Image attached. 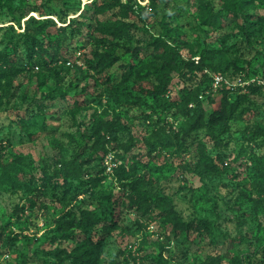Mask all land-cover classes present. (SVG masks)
<instances>
[{
	"label": "rangeland",
	"instance_id": "obj_1",
	"mask_svg": "<svg viewBox=\"0 0 264 264\" xmlns=\"http://www.w3.org/2000/svg\"><path fill=\"white\" fill-rule=\"evenodd\" d=\"M123 1L141 18H126L135 21L132 37L114 38L107 47L118 60L96 71L84 55L105 49L98 39L111 35L101 28L119 19L100 0H0V49L12 59L8 67L0 61V264H42L46 251L75 243L61 239L59 220L76 204L100 211L101 191L123 201L115 230L107 232L106 220L97 226L106 242L96 264H264V41L251 27L264 17V0ZM201 1L218 13L216 25L204 24ZM32 16L68 26L60 58L37 51L44 35ZM154 37L165 42L161 54ZM193 61L187 70L195 67L198 78L221 73L220 64L228 69L202 101L189 103L204 109L209 125L186 136L179 102L193 84L183 65ZM158 76L171 83L159 99L150 94ZM224 85L228 117L210 124ZM127 90L151 105L128 106ZM73 159L81 180L53 176ZM212 159L218 168L209 170ZM46 174L53 179L45 184ZM138 178L151 201L146 212L126 199L125 184ZM165 200L189 230L165 220Z\"/></svg>",
	"mask_w": 264,
	"mask_h": 264
},
{
	"label": "trees",
	"instance_id": "obj_2",
	"mask_svg": "<svg viewBox=\"0 0 264 264\" xmlns=\"http://www.w3.org/2000/svg\"><path fill=\"white\" fill-rule=\"evenodd\" d=\"M243 0H237V2H242ZM201 8L203 13H201V18L203 19L204 24L214 26L217 24L218 13L214 11V8H209L207 4L201 1ZM99 7L103 11H113L115 15L118 16L117 22H110L104 24L102 26V30L104 33H110L111 36L100 37L99 43L105 49H93L91 51V55H84V60L90 69H95L96 71H102L105 68L109 67L110 64H113L118 60L119 57L113 52L110 51V48L107 46L112 44L111 48L118 43L114 38L123 39L126 36L129 37L133 35L134 29L132 27L135 25V21H128V19L141 18V14L139 10L134 6L132 1L124 2L123 0H100ZM239 8H236L235 14H239ZM128 18V19H126ZM33 22H39L42 28V33L44 35L43 39H39L37 51L41 54L42 52H46L48 55L52 56L53 59H57L61 57V51L65 47L67 36H68V26H58L57 23L52 18H37L32 16L29 20ZM53 26L56 29V33L52 32L49 28ZM251 27L257 28L255 32L257 35L262 38L264 41V17H258L257 21H252ZM259 28V29H258ZM27 33V32H26ZM155 48L161 54V48L164 47V40L161 37H154ZM36 46V45H35ZM140 50V48H137ZM136 50V51H139ZM249 53V52H248ZM172 54V53H171ZM11 58L8 54H5L2 49H0V61L4 62L8 67ZM177 56L174 54L169 58V65L177 64ZM195 64V62H185L183 68L185 71L182 75L185 77V81H192L193 84L188 87L187 95L185 98L181 99L179 102L180 111L182 114L188 117L187 123L184 127V133L186 136H190L195 130H198L204 127L207 124L205 120V111L201 109L198 111L197 109H192L189 107L190 102H200V96L206 94L208 88L212 87V81L214 76L208 75L204 73L201 78H198L194 73L195 67L187 70V68L191 65ZM215 72H221L225 75L228 69V65L223 66L220 64L216 67ZM7 70H4V73H1L3 76L6 74ZM129 75L125 76L124 79L128 80ZM169 79V78H168ZM166 77L163 79L158 76L157 81L155 82L153 90L150 91V94L153 95L154 98H162V95L166 94L170 90V80ZM107 83L111 82V76L108 75L106 79ZM223 88L219 90L220 93H223V100L220 107L215 110L211 114L210 124H214L218 121L224 120L228 117L227 107L229 105L228 95L229 89ZM218 92V93H219ZM209 94V93H208ZM211 101H215L212 98V95H208ZM245 97V96H244ZM124 102L130 106H141L144 104H149L145 97L141 94L135 93L133 90H127L124 96ZM239 102L237 103V105ZM151 105V104H149ZM234 110V109H233ZM110 124V122H109ZM209 125V124H207ZM263 129V127H262ZM108 130V129H107ZM113 132V131H111ZM129 143L124 144V147L127 150H131L135 144V140L133 137L130 139ZM134 140V141H133ZM87 144L81 147L82 150L77 155L80 156L82 153H88ZM96 153V151H94ZM222 155H219L218 158H222ZM207 166L209 170L217 169L218 165L213 161H210ZM83 166L81 163H78V159H73L70 162H63L61 166L56 167L54 170L53 176L58 178H63L65 181L68 180L70 176L81 180L83 178ZM52 175L46 174L44 176L45 184L46 182H52ZM139 178L128 181L125 185L130 188V193L126 197L129 200V203L135 209L145 212L149 210L151 205V201L149 199V195L146 193L145 189L141 187L139 184ZM261 193L264 194V185H260ZM100 195L97 196L96 200L98 201L99 206H101V210L97 211L96 209H83L79 205H73L69 210H65L63 213L61 220H59L58 232L61 239L72 238L75 243H70L66 247H55L50 251H46L47 257L43 260L42 264H96V255L101 250L102 246L106 242V237L101 236L98 233L97 226L103 222L104 220L108 221V223L104 226L107 232H112L119 226V211L117 210L122 201L123 197H119L112 192L101 191ZM94 196V195H92ZM160 201L164 200V198H160ZM163 205L168 206L167 209L163 208L162 216L165 217V220L170 221L174 224L176 230H189L191 223H187L182 220L180 214L174 207H169L170 202L165 200ZM80 209V213L75 211V208ZM76 227L79 228L84 238L75 240V232L71 230V228ZM64 242L63 240H61ZM25 264V263H23Z\"/></svg>",
	"mask_w": 264,
	"mask_h": 264
},
{
	"label": "built area",
	"instance_id": "obj_3",
	"mask_svg": "<svg viewBox=\"0 0 264 264\" xmlns=\"http://www.w3.org/2000/svg\"><path fill=\"white\" fill-rule=\"evenodd\" d=\"M225 80L222 73H217L214 75L215 86L218 87Z\"/></svg>",
	"mask_w": 264,
	"mask_h": 264
}]
</instances>
